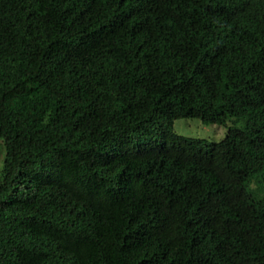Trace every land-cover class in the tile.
<instances>
[{
    "label": "trees",
    "instance_id": "trees-1",
    "mask_svg": "<svg viewBox=\"0 0 264 264\" xmlns=\"http://www.w3.org/2000/svg\"><path fill=\"white\" fill-rule=\"evenodd\" d=\"M0 264H264V0H0Z\"/></svg>",
    "mask_w": 264,
    "mask_h": 264
},
{
    "label": "rangeland",
    "instance_id": "rangeland-1",
    "mask_svg": "<svg viewBox=\"0 0 264 264\" xmlns=\"http://www.w3.org/2000/svg\"><path fill=\"white\" fill-rule=\"evenodd\" d=\"M174 130L186 137L220 141L225 138L228 128L225 125L205 124L200 118H179L174 122Z\"/></svg>",
    "mask_w": 264,
    "mask_h": 264
}]
</instances>
